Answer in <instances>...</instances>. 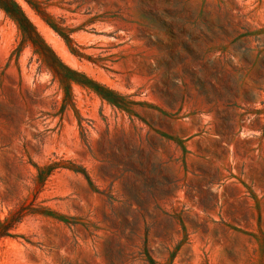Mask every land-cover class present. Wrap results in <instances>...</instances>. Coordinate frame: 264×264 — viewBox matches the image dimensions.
<instances>
[{
	"label": "rangeland",
	"instance_id": "1",
	"mask_svg": "<svg viewBox=\"0 0 264 264\" xmlns=\"http://www.w3.org/2000/svg\"><path fill=\"white\" fill-rule=\"evenodd\" d=\"M13 1L0 264H264V0Z\"/></svg>",
	"mask_w": 264,
	"mask_h": 264
},
{
	"label": "trees",
	"instance_id": "2",
	"mask_svg": "<svg viewBox=\"0 0 264 264\" xmlns=\"http://www.w3.org/2000/svg\"><path fill=\"white\" fill-rule=\"evenodd\" d=\"M31 7H33V9L42 17L43 21L51 28L53 29L60 37H62L65 42L69 45V47H71L72 51L74 54H77V50H75L74 48H72V43L73 41L70 38L71 33H73V31L69 30L68 28H64L62 26H60V24H57L54 22L53 18L46 13L45 11H43L37 4H35L33 2V0H25ZM0 8L3 9L18 25V27L20 28V30L24 33V26L23 25H27L30 29H34V26L31 24V22L28 20V18L26 17V15L23 13V11L21 10V8L13 1V0H0ZM26 33V32H25ZM62 67L68 71L69 73L73 74V75H78L77 73L69 70L68 68H66L65 66L62 65ZM72 80V79H71ZM75 83H78L76 80H72ZM84 85V84H82ZM89 87L91 90H93L95 93H97L102 99L106 100L108 103H110L111 105L118 107L120 104L119 100L121 99V96H119L117 93L108 90L94 82L90 81V85L87 86ZM122 107V106H119ZM54 169H56V165L50 166L48 168L42 169V168H38V172H37V181L40 183H43L45 181V178L47 177V175L51 174ZM85 177L87 178L86 174H84ZM89 179V178H87ZM0 228H4V224L1 225ZM0 238L2 237H6L7 234V229H0Z\"/></svg>",
	"mask_w": 264,
	"mask_h": 264
}]
</instances>
